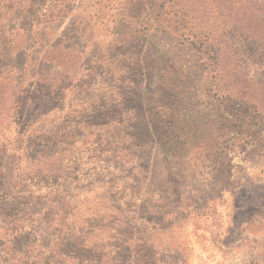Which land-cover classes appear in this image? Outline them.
Segmentation results:
<instances>
[{
	"label": "rangeland",
	"instance_id": "rangeland-1",
	"mask_svg": "<svg viewBox=\"0 0 264 264\" xmlns=\"http://www.w3.org/2000/svg\"><path fill=\"white\" fill-rule=\"evenodd\" d=\"M172 1L223 68L160 0H0V264H264V124L221 92L264 94L226 40L264 0Z\"/></svg>",
	"mask_w": 264,
	"mask_h": 264
},
{
	"label": "trees",
	"instance_id": "trees-1",
	"mask_svg": "<svg viewBox=\"0 0 264 264\" xmlns=\"http://www.w3.org/2000/svg\"><path fill=\"white\" fill-rule=\"evenodd\" d=\"M161 1V6L162 9L159 13V17H158V26H160V28H162L164 32H166L165 30L168 31H173L175 33H182L181 35H184L185 32H188V35L191 36V45H194V47L200 51L201 55L203 57H205L207 63L206 65L211 69V70H216L220 67L223 68L222 65V57H223V49L224 45H222L223 43L220 41H217L218 39L215 37V35L213 34V32L211 31V29H209L208 27H204V28H198V26L194 23H190L189 20L184 19V17L182 15H179L176 13V11L174 10V6L175 7H181L179 3H175V1L171 0H160ZM168 2L171 4L168 5V7H170V10H163L164 4ZM174 11H172V9ZM173 13L171 17H168L170 13ZM250 17V15H249ZM241 30V34L238 35V37L236 39H233V37H230L227 40V43H229V45H227V50H230V55H233L237 61L238 58L240 57L239 55L241 53H245L246 55L243 56L246 58V60L248 61L249 59H256L257 62L255 63V65H259V68L261 67V69H264V43H263V38L262 37H257L256 33L254 32V30H251L249 28V31H242ZM234 31H235V27H234ZM238 39V42H237ZM239 42L242 43L243 47H238L237 45L239 44ZM225 43V41H224ZM222 45V47H221ZM236 46V47H233ZM243 50V51H242ZM237 68V66H236ZM235 68V69H236ZM258 69V68H257ZM240 70V69H239ZM244 79H246V74H243ZM227 79V78H226ZM221 81V79H219ZM250 82L253 83V85L256 87V90L258 89H264V72H262V78H258L256 76L252 77V79H250ZM235 86H238V84H236ZM224 89V90H223ZM245 87L241 86L238 87L237 89L235 87H230L227 86L225 83V86L223 85V87H221V92L222 95H226V96H236L239 98H243L244 102H249L250 104L253 105V107H257L254 108V110L257 112L258 116H256V122L255 125L261 127L264 124V111H262V109L264 110V94H260V95H252L251 93L245 92L244 91ZM239 94H241V96H239ZM246 96V98H245ZM259 98V99H258ZM238 99V98H237ZM230 101V100H227ZM243 112V111H242ZM253 124V123H252ZM252 124H248V128L252 127Z\"/></svg>",
	"mask_w": 264,
	"mask_h": 264
}]
</instances>
